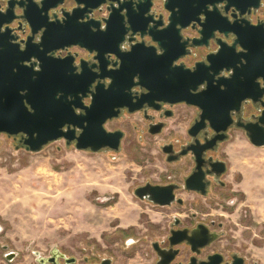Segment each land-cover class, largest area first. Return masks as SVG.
<instances>
[{"label":"water","instance_id":"obj_1","mask_svg":"<svg viewBox=\"0 0 264 264\" xmlns=\"http://www.w3.org/2000/svg\"><path fill=\"white\" fill-rule=\"evenodd\" d=\"M153 1L18 0L20 16H14L8 1L0 16V27L5 26L0 32V133L21 134L24 149L32 153L60 139L66 145L73 143L77 151L116 152L122 132H108L103 125L118 117L121 109L133 113L144 106L157 109L158 103H184L200 111L188 131L191 137L206 123L215 133L197 150L188 149L196 167L185 189L201 195L206 193V174L225 172L223 163L213 162V171L205 173L202 154L226 138L231 113H239L246 102L259 104L262 111L255 123L237 122L235 126L244 131L252 146L264 147V24H251L245 18L249 14L241 9L258 8L260 0H163L159 14L151 11ZM106 3L110 5L108 15L95 18V11ZM16 19L24 22V27L20 21L15 29L26 34L20 41L23 48L15 43L19 36L9 28ZM188 29L195 31L193 37L184 36ZM71 47L94 54L93 62L76 61L77 54L63 59L50 55ZM202 51L209 52L191 69L179 62ZM31 59L36 60L34 65ZM158 131L156 127L151 133ZM173 160L167 158V162ZM175 188L146 184L134 189L133 195L161 207L181 204L174 196ZM179 224L175 218L172 227ZM217 237L202 223L191 231L172 228L168 248L151 244L155 264H172L183 244L191 253L187 264H245L237 254L229 262L219 253L198 259L201 250ZM52 252L50 258L38 262L57 264L62 258L63 264L75 263L74 258ZM5 257L11 261L14 254ZM97 264L112 262L104 258Z\"/></svg>","mask_w":264,"mask_h":264},{"label":"rangeland","instance_id":"obj_2","mask_svg":"<svg viewBox=\"0 0 264 264\" xmlns=\"http://www.w3.org/2000/svg\"><path fill=\"white\" fill-rule=\"evenodd\" d=\"M129 120L132 124L137 121L134 116L105 125L107 130L121 127L127 132L117 152L77 151L74 145L58 140L32 153L15 148L2 137L0 264H40L38 259L48 257L51 251L74 258V264H97L104 258L112 264H155L151 244L167 246L174 218L188 228L197 223L209 225L210 221L222 224L221 230L215 224L218 237L199 258L219 253L229 262L237 254L245 264H264V198L249 205L240 198L235 206L220 208L209 203L210 195L181 192L178 196L183 206L155 207L133 195L145 181L162 183L165 174L188 168L182 162L168 166L159 149L172 137L173 120L142 148L131 144ZM229 135L219 151L245 156L246 168L250 162L264 197V147L252 146L237 130ZM132 146L141 150L133 151ZM236 178L240 180L239 175ZM230 189L226 196H232ZM237 194H233L234 200ZM179 250L172 264L188 261L189 248L181 245ZM8 253L14 254L10 262L5 257Z\"/></svg>","mask_w":264,"mask_h":264},{"label":"flooded vegetation","instance_id":"obj_3","mask_svg":"<svg viewBox=\"0 0 264 264\" xmlns=\"http://www.w3.org/2000/svg\"><path fill=\"white\" fill-rule=\"evenodd\" d=\"M8 1L9 2V7L11 8L14 16H20L21 15V11L17 8L15 1L18 0H0V16L1 13H4L6 8H8ZM132 2H137L140 0H130ZM248 5V4H247ZM163 0H154L152 3V7H151V11L159 14V13H163ZM110 7L109 3H106L104 5H102L98 10L95 11L94 13V17L95 18H104L108 15V8ZM242 10H244L246 13H248V16H245V18L247 20L250 21L251 24H256L258 22H262L264 24V0H260L259 3V7H249V6H243L241 7ZM222 11V10H221ZM231 9L227 12V14H231ZM21 20L16 19L13 20V22L9 25V28L12 30L11 34L14 36H19V38L15 41V43H20V41L22 39L25 38V35H21L19 31H15V29L19 26V22ZM21 25L22 27H24V22L21 21ZM5 26L3 25L2 27H0V32H2V29ZM184 36H188V37H193L195 35V31H191L190 29H188L187 31L183 32ZM147 44H149L148 41H146ZM8 49L13 47V46H6ZM19 48H23V44L20 43ZM1 50V48H0ZM209 52V51H202L201 53L197 54V55H190L187 57H184L183 59H181L179 62H181L186 68L191 69L194 65L195 62L197 61H201L204 58V55ZM77 54V58L75 59L76 61L83 58L86 61H92V57L94 56V54L88 55V53L78 47H71L68 49H60L57 51H54L51 55L52 58L54 59H63L68 55H74ZM31 64H35L36 60L35 59H31L30 60ZM36 68V66L34 67ZM224 76H227V74H223ZM137 93H141V90H135ZM263 101H264V97H263ZM84 104L88 105L89 104V99H85L84 100ZM158 108L157 109H152L150 107L144 106L141 110L133 112V113H129L126 109H121L120 113L118 114V117L113 118L111 120L106 121V123L103 125L105 128V125L107 123L113 122V121H123V120H127L129 117H136L137 121L135 123L132 124L133 120H129L131 124L130 126V131L132 132V136H131V140L132 143L131 144H138L140 145V148H142L145 144V141L148 140V138H154L158 135H160L166 128L168 125V121L169 120H173L174 121V128H171L169 133L172 134V137H170L168 141H166L165 143H163L161 145L160 152L163 156V161L169 166V165H175V164H179V163H183L185 167H187L188 169L185 171H181L178 170L173 173H170V175H164L163 179H165L164 182L162 183H152L150 181H145L142 185H139L138 187H142L146 184H149L151 186H169V185H173L176 186V188L174 189L173 193L174 196L176 198V200L181 199L178 196V193L181 192H185V193H191L194 194L196 196L199 197H207L208 195H210V204L216 205L220 208H227L230 206H235V204L237 202H239L240 198L243 199L242 195L240 194V192H238L236 196L235 200H225L226 196V191L230 188V186H228L225 182H224V176L226 174V172L228 171L229 168V162H228V154H225L224 152H220V148L223 144L227 143L230 139V131L232 130H237L239 132H242L243 135H245L244 131L240 128H237L235 126V124L237 122H243V123H255L257 121V117L260 115V112L262 111V107L259 104L253 105L250 102H246L244 104H242L241 106V110L239 113H235L232 112L231 113V119H232V125L229 127V129L226 131V133H224L226 135V138L222 141V142H217L215 145H213L212 149L204 152L202 154V158L204 160L203 162V171L206 173L208 170L213 171V169L210 167V164L213 162H221L224 164V168H225V172L222 173L221 175H214L212 174H206L205 175V182H208L206 185V193L205 195H201L200 193L196 192V191H188L185 189V181L186 179L194 172V169L196 167V162L194 157L191 154V151H188V149L194 147L195 150H197L200 146L199 145H204L205 140H211L214 136L215 133L209 128L208 123H206V127L203 128L197 135L195 138L191 137L189 135V129L195 124L196 121H198V117L200 114V111L193 106H188L185 105L184 103H179V104H168V103H158L157 104ZM182 107L183 109H191V112H187V111H181L180 109H176V107ZM78 113H80V111H77ZM156 127H158L159 131L155 134H152L151 132L154 131L156 129ZM106 131L108 132H116V131H120L122 132V137L120 139V146L119 149L121 147V142L123 139L126 138L127 136V132L121 128V127H117L114 128L112 130H107L105 128ZM173 132H172V131ZM128 131V128H127ZM80 132L77 130L76 131V135H78ZM2 137H5L6 142L11 143L15 148L17 149H24V146L22 145V141L23 136L21 134H18L16 136H7L6 134L0 133V146L2 145ZM128 137V136H127ZM63 140V139H60ZM196 141H198L199 144H196ZM73 145V143H71ZM136 148L141 150L140 148L136 147V146H132V150L136 151ZM165 148L166 152L163 151V149ZM25 150V149H24ZM108 150V149H105ZM111 151V150H109ZM188 151V152H187ZM115 152V151H112ZM117 152V151H116ZM187 152V153H185ZM183 153V154H182ZM221 153V157L219 156V154ZM222 153L224 155H222ZM167 158H172L174 159L172 162H167ZM168 172L171 170H167ZM233 181L235 183L238 182L236 176L233 177ZM136 187V188H138ZM135 188V189H136ZM236 192H232V194H234ZM182 200V199H181ZM146 202L152 206L155 207H161V206H157V205H153L147 201H143ZM177 204L179 206H183V200L181 204H178L177 202H174L172 205ZM171 206V205H170ZM166 207V206H164ZM169 207V206H167ZM175 219V218H174ZM209 225L204 224L205 226H207V228L209 229L210 232L215 233V230L213 229L215 226V222L214 221H210ZM199 224V223H197ZM196 224V225H197ZM181 221L180 224L176 227H171L169 229V233L170 231L173 229H188L189 231H191L192 229H194L196 227V225L192 228H188V227H181ZM217 229L221 230L222 229V224L221 223H217ZM213 243V242H212ZM211 243V244H212ZM210 244V245H211ZM184 245V244H183ZM186 246V245H184ZM188 248V246H186ZM208 247V246H207ZM205 247V248H207ZM162 248H168L167 246H162ZM202 249L200 254L197 256L198 259L200 260H205L207 258V256L205 258H199L201 253L205 250ZM9 254V253H8ZM53 252L51 251L48 254V257L46 258H50L52 256ZM214 254V253H213ZM7 255V254H6ZM5 255V256H6ZM179 255V254H178ZM209 256V255H208ZM191 257V253L189 258ZM14 258V257H13ZM188 258V260H189ZM59 260H62L61 262ZM225 261V260H224ZM10 262V261H8ZM57 264H63V259L62 258H58L55 261ZM227 262V261H225ZM188 261H186L185 263L182 264H187ZM46 264H51V263H46ZM177 264H181V263H177Z\"/></svg>","mask_w":264,"mask_h":264},{"label":"crops","instance_id":"obj_4","mask_svg":"<svg viewBox=\"0 0 264 264\" xmlns=\"http://www.w3.org/2000/svg\"><path fill=\"white\" fill-rule=\"evenodd\" d=\"M241 156L242 155H240L238 152L237 154L228 153L229 168L224 176V182L231 186L229 193L240 192L243 197L242 203H244V205H249V203L259 199H263L264 197L262 195L263 192L260 188L261 184L258 175H256L254 171H252L253 167L250 165V162L247 163L250 168H246L245 156ZM237 175L240 176V180L235 183L233 181V177ZM257 186H259V188H257ZM226 199L230 201L234 200L233 194L232 196H228ZM228 217L230 221L233 222V216L229 214ZM243 229L245 231L246 229H249V226Z\"/></svg>","mask_w":264,"mask_h":264}]
</instances>
